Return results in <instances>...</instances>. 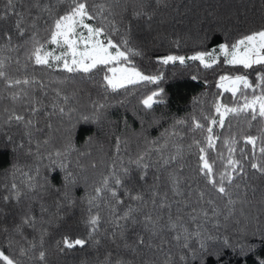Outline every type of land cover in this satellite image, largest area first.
Here are the masks:
<instances>
[{
  "label": "trees",
  "instance_id": "1",
  "mask_svg": "<svg viewBox=\"0 0 264 264\" xmlns=\"http://www.w3.org/2000/svg\"><path fill=\"white\" fill-rule=\"evenodd\" d=\"M88 2L111 4L120 31V35L112 34L114 40L128 36L131 46L142 53L132 58L133 63L146 75L162 79L113 92L102 86L106 69L70 74L51 59L53 68L36 65L34 57L29 58L33 37L44 43L43 51L54 49L46 42L50 20L45 9L59 15L65 6L57 0H15L25 35L19 37L15 28L18 16L0 20V61L9 80L30 83L10 87L7 80L0 79V251L20 264H259L264 260V175L252 170L250 163L264 160L260 153L264 119L252 120L249 110L239 116L226 115L224 127L211 121L219 120L214 108L217 100L229 107L244 103L239 91L233 96L217 88L218 77L247 75L255 93L247 89L244 95L251 100L253 94L261 95V88H255L259 83L256 72L264 67L230 66L219 56L212 69H204L199 61L187 57L264 30V0ZM5 7L6 0H0V14ZM137 11L144 15L137 18ZM86 21L97 24L96 20ZM7 35L12 36L10 46L3 40ZM165 55H182L186 61L165 65L158 60ZM21 89L28 94L13 99ZM152 92L159 94L154 101L162 103L147 109L140 101ZM33 108L38 110L35 114ZM12 113L31 120V127L24 122L7 123ZM193 118L205 129L213 128L215 148L208 156L210 162L217 160V176L224 171L229 155L225 141H237L235 159H242L239 149L249 157L247 175L234 181L239 185L232 196L234 205L226 207L227 199H220L198 172V150H189L188 145L207 133L192 131ZM247 136L256 138L255 146L244 143ZM253 153L256 161L251 160ZM220 155L225 159H218ZM174 156L177 159H171ZM141 157L144 159L137 166L134 162ZM143 163L149 167L144 169ZM113 172L123 187L114 185ZM105 177H109L110 188L92 200ZM13 184L21 194L18 201ZM112 188L117 191L115 198ZM131 195H141L145 203L138 204ZM6 196L12 198L5 200ZM117 199L124 203L116 204ZM161 202L165 207L158 206ZM129 206L142 209L135 215L137 223H117ZM213 206L219 215H213ZM229 208L233 209L230 216ZM149 214L159 221L160 230L155 234L141 223ZM93 215L99 221L97 231L89 237L92 227L86 222ZM26 216L35 218L34 226L22 225ZM170 218L179 222L177 227H169ZM178 234L187 239L178 242ZM65 237L85 239L86 244L67 249ZM141 237L145 243L137 246ZM185 243L188 248L183 247ZM21 249L27 254L21 256ZM40 251L46 253L44 261L38 259Z\"/></svg>",
  "mask_w": 264,
  "mask_h": 264
},
{
  "label": "snow or ice",
  "instance_id": "2",
  "mask_svg": "<svg viewBox=\"0 0 264 264\" xmlns=\"http://www.w3.org/2000/svg\"><path fill=\"white\" fill-rule=\"evenodd\" d=\"M115 2V0H111ZM159 3L160 0H157ZM57 3L65 6V11L63 14L56 15L54 14L53 9L46 8L45 11L48 12L50 23L46 31L49 33V39L46 40L47 43L59 46L62 51L61 54L55 55L52 51H43L44 43L39 40H36L35 37L31 41V50L29 58L34 57V63L36 65L47 66L48 68H53V64L50 63L49 57L52 61L61 62L56 65L58 68H62L66 73H92L94 70H103L106 69L103 75V84L102 86L105 90L111 89L113 92L125 88L127 85H136L140 82L155 83L156 81L162 79L160 75H146L142 72L134 63L133 57L140 56L142 53L139 50H136L131 46L130 38L128 36H121L119 42H116L113 38V33L120 35L119 28L117 27V21L115 19V13L111 7L110 3L96 4L89 3L88 0H57ZM39 5H37L38 7ZM9 15L18 16V20L15 24V28L18 32L19 37L25 35V29L22 26V17L19 13L15 12V0H6V7L3 10V14H0V20L7 19ZM134 15L139 18L144 15L143 12L137 11ZM86 20H96V26H93L90 23H86ZM82 29V30H81ZM86 30V33L85 31ZM103 37V38H101ZM3 40L6 41L7 45H11L12 36L7 35L3 37ZM28 43V42H26ZM241 48L243 49L241 51ZM43 52V54H42ZM218 53L223 54V63L230 66L242 65L244 69H252L253 65H260L264 67V30H259L252 32L250 34L244 35L242 38L236 40L231 45L227 43H221L217 49L212 51H199L195 54L187 57V60L199 61L204 69H212L219 61ZM159 62L162 64H169L170 62H179L184 64L186 57L182 55H165L158 58ZM124 65V66H121ZM4 69L3 62L0 61V79L7 80L8 85H27L30 83L29 80H9ZM195 79V77H193ZM256 79L259 81L255 85V88H261V95L256 96L253 94V98L249 100L244 95V90L255 89L253 84L249 81L247 75L237 74L235 76H230L227 74L220 75L216 87L223 89L226 92H231L233 96L237 95V92H240L241 97L244 98V103L239 107H229L223 105L217 100L214 105L215 112L219 114V120L213 119L211 121L212 125L219 124L220 127H224L225 116L228 114H235L236 116L246 114L251 110V119L256 120L258 117L264 119V71L256 72ZM225 82H229L230 87L225 88ZM243 86L241 89L240 86ZM27 95L28 93L21 89V92L16 93L13 96V99H16L19 95ZM157 92H152L150 95H147L143 98L140 103L147 109H152L154 103H162L160 101H154V97L158 96ZM68 97H64L65 102H67ZM258 105V110L257 106ZM55 107V105H54ZM99 107H103L100 105ZM223 108V111L221 109ZM38 110L36 108L32 109V113L35 114ZM61 113L64 112V109L59 108ZM192 125V131H206L207 135H204L202 140L194 139L192 144L188 145L189 150L196 148L198 150V172L206 180L207 184L217 193L220 199H227V206L234 205L235 200L232 199L234 191H238L239 185H234V181L242 176L247 175L245 168V163L248 162L249 157L244 155V149H239L240 156L242 159H235L234 153L237 151L235 145L237 141L231 139L225 141L228 145V157L226 158V163L223 165L224 171L220 172L217 176L214 167L217 163L216 159L209 160L208 151L215 148L214 139L212 133L213 128L211 126L204 128V125L195 122ZM26 123L29 127L32 125L31 120H25L23 115H16L12 113L7 116V123ZM182 123V122H181ZM244 143L252 144L255 146L256 138L253 136H247L244 138ZM203 145V146H202ZM66 151H70L66 149ZM260 153L264 156V147L260 148ZM57 156H60L61 153L57 152ZM143 157L139 158L134 163L137 166H140ZM171 159H177V157H171ZM218 159L224 160L225 157L222 155L218 156ZM252 161H256L255 153L251 157ZM165 164L170 163V160H165ZM264 160L259 162H251L250 168L255 172L264 175ZM143 168L147 169L149 164L143 163ZM66 169V166H63ZM127 170H125V175ZM68 178L71 177V173H68ZM111 179L116 187H123L121 178L113 172L111 174ZM143 179V177H141ZM177 181H174V184ZM34 186V185H33ZM110 188L109 177L103 179L102 187L95 189L97 196L93 197L92 200L98 198L99 194ZM12 189L15 191V199L18 201L21 198L19 190L16 188V185H12ZM111 196L113 198L117 197V191L112 188ZM204 193L200 194L201 199H203ZM12 197H4L5 200H8ZM130 199L136 201L138 204L143 205L145 202L141 195H131ZM91 204L92 201H89ZM116 204H123V200H116ZM152 203L154 206H157L156 198L153 197ZM209 204H213V201H208ZM160 208L165 207V204L161 202L158 205ZM91 211V209H89ZM140 207L133 208L128 207V210L124 212L123 216L117 217V223L119 220L131 221L133 225L137 223L135 215L141 212ZM233 209L229 208L228 215L232 214ZM213 215H219L218 210L213 206ZM228 217L226 216L225 219ZM99 221L98 215L90 216L87 220V224L92 227V231L88 233L89 237L92 236L94 232L97 231V225ZM146 230L152 231L153 234L160 230L159 221L154 220L151 214L145 216L144 221L141 222ZM177 223L172 222L170 218L169 227H177ZM35 218L31 216H26L22 219V225L34 226ZM21 225V226H22ZM20 226H18L19 229ZM6 231V230H5ZM113 235H116L115 233ZM175 239L179 242L182 239H187L183 234H178ZM211 237H209V240ZM42 242V241H41ZM145 243L143 237L137 240V246H143ZM64 247L71 249L76 245L84 246L86 244L85 239H75L70 241L67 237L63 240ZM58 248L60 242L57 244ZM184 248H188L189 245L185 243ZM204 244H201V249H203ZM32 248H35V245H32ZM61 251L64 248H60ZM27 253L25 250H20V255L24 256ZM46 258V253L44 251L39 252L38 259L44 261ZM184 257H181L183 260ZM0 261H3L4 264H20L19 260L10 258L9 255L5 254L4 251H0ZM116 264H122L121 261H117ZM259 264H264V260L260 261Z\"/></svg>",
  "mask_w": 264,
  "mask_h": 264
},
{
  "label": "rangeland",
  "instance_id": "3",
  "mask_svg": "<svg viewBox=\"0 0 264 264\" xmlns=\"http://www.w3.org/2000/svg\"><path fill=\"white\" fill-rule=\"evenodd\" d=\"M86 23H88L87 21H85ZM82 30V29H81ZM83 31H85V33H86V30H83ZM219 47V46H218ZM217 50H218V48H216ZM243 49L241 48V51H242ZM49 51H52V52H54V54L55 55H59V54H61V51H62V49L59 47V46H57V45H54V49L53 50H49ZM212 51V50H211ZM218 55L219 56H222L223 57V54L222 53H218ZM51 59V57H49V60ZM61 63V62H60ZM121 66H124V65H121ZM228 87H230V84H229V82H225V88H228Z\"/></svg>",
  "mask_w": 264,
  "mask_h": 264
}]
</instances>
